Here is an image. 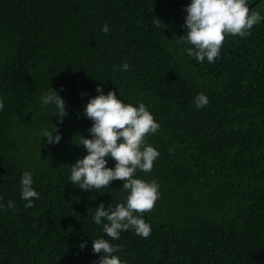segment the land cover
<instances>
[{"label":"trees","instance_id":"obj_1","mask_svg":"<svg viewBox=\"0 0 264 264\" xmlns=\"http://www.w3.org/2000/svg\"><path fill=\"white\" fill-rule=\"evenodd\" d=\"M255 1L251 10L264 14V0ZM187 3L0 0V264H95L99 237L120 245L125 264H264V22L225 35L220 56L200 63L178 39ZM101 82L105 94L144 103L160 124L146 136L159 157L151 172L135 173L159 183L142 213L148 237L129 230L111 241L92 222L98 202H124L120 180L101 192L68 180L86 154L74 144L91 126L82 105ZM49 86L65 99L62 123L52 106L41 108ZM201 92L209 103L197 108ZM53 125L61 141L39 144ZM25 170L39 193L30 207L20 199Z\"/></svg>","mask_w":264,"mask_h":264},{"label":"clouds","instance_id":"obj_2","mask_svg":"<svg viewBox=\"0 0 264 264\" xmlns=\"http://www.w3.org/2000/svg\"><path fill=\"white\" fill-rule=\"evenodd\" d=\"M185 12L183 26L185 32L178 39L190 45L184 48L188 57L203 63H213L220 56V50L225 35L245 36L256 24L264 22L261 11L250 10L248 0H189L183 6ZM109 32L108 25L102 29ZM129 63L122 62L119 69L127 71ZM103 83L97 84L95 96H88L82 105L83 115L91 121L87 129L88 136L79 134L78 143L86 154L70 164L69 183L80 190L101 192L107 189L111 181L120 180L121 187L126 191L123 203H109L105 206L100 201L95 206L92 222L102 225V230L111 241L120 239L124 231H132L142 237H148L151 226L145 221L142 213L150 211L159 198V183L155 180H144L136 177L137 170L148 173L153 168L154 161L159 157V151L147 143L148 134H156L160 128L153 114L141 102L133 105L117 97L109 90L106 94ZM62 90V86H61ZM83 97L87 92H81ZM41 108L47 111L49 106L54 110V116L62 123L68 115L65 99L59 91L51 88L41 96ZM192 103L201 108L209 103L208 97L197 93ZM4 107L0 101V110ZM54 129H42L38 133L39 144L42 138L45 145L58 144L62 133L58 125ZM107 157V159H106ZM109 159L114 161L112 167L107 166ZM20 199L26 201L25 207H30L39 193L34 188L33 172L25 170L20 177ZM2 199V197H0ZM8 207L14 202L8 201ZM3 207V205H0ZM92 252L99 254L95 264H125L116 254L120 245L103 237L91 239ZM87 240L80 243L83 250Z\"/></svg>","mask_w":264,"mask_h":264},{"label":"water","instance_id":"obj_3","mask_svg":"<svg viewBox=\"0 0 264 264\" xmlns=\"http://www.w3.org/2000/svg\"><path fill=\"white\" fill-rule=\"evenodd\" d=\"M257 3H258V1H255V2H253L252 4H250V5H249L250 10H251L252 8H254V7L257 5Z\"/></svg>","mask_w":264,"mask_h":264},{"label":"rangeland","instance_id":"obj_4","mask_svg":"<svg viewBox=\"0 0 264 264\" xmlns=\"http://www.w3.org/2000/svg\"><path fill=\"white\" fill-rule=\"evenodd\" d=\"M260 4V3H259ZM264 5V2H262V6ZM255 9H257V8H255Z\"/></svg>","mask_w":264,"mask_h":264}]
</instances>
